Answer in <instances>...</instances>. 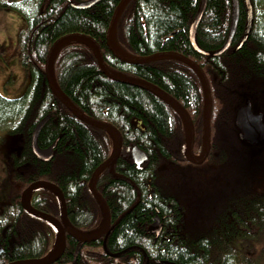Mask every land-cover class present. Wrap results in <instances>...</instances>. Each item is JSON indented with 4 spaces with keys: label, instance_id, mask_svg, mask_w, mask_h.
Wrapping results in <instances>:
<instances>
[{
    "label": "trees",
    "instance_id": "1",
    "mask_svg": "<svg viewBox=\"0 0 264 264\" xmlns=\"http://www.w3.org/2000/svg\"><path fill=\"white\" fill-rule=\"evenodd\" d=\"M250 1L253 21L247 40L236 49L246 26V8L239 0L231 45L218 56L199 54L190 43L189 27L200 0H131L115 27L117 45L130 55L177 52L201 67L212 108L210 152L200 165L185 159V129L167 102L146 89L107 77L92 48L83 42H68L57 51L53 70L61 91L83 113L118 130L122 153L126 146L135 145L147 157L137 168L129 153L120 154L114 173L104 169L98 175L96 190L115 224L106 238L83 242L75 264H264V189H247L238 182L237 196L229 200L214 196L210 184L197 193L198 182L195 185L190 172L210 163L204 169L215 165L236 176L242 164L238 159L252 148L241 142L235 123L237 110L246 100L254 111H264V100L260 107L264 0ZM118 2L97 0L79 9L68 0H0L1 8L14 9L24 19L16 52L26 76L19 96L0 95V132L18 136L7 170L9 200L0 206V264L43 257L54 245L52 227L27 214L20 203L21 192L34 181L45 180L60 188L68 220L78 230L92 233L102 225L103 211L88 183L95 168L109 157L113 140L106 129L76 118L49 87L45 58L62 35L91 36L114 72L143 79L177 100L194 125V153L201 149L203 93L197 75L173 58L146 63L116 58L107 47L106 31ZM231 13V0H206L195 32L201 49L213 52L223 45ZM46 116L37 144L42 149L53 143L55 147L52 158L43 161L33 154L30 141L36 124ZM262 153L264 149L253 156L260 158ZM31 205L59 216L58 200L48 189L33 191ZM155 217L162 224L158 235L148 232ZM251 241L260 243V249L252 247ZM77 242L67 234L64 251L49 264H73Z\"/></svg>",
    "mask_w": 264,
    "mask_h": 264
},
{
    "label": "water",
    "instance_id": "2",
    "mask_svg": "<svg viewBox=\"0 0 264 264\" xmlns=\"http://www.w3.org/2000/svg\"><path fill=\"white\" fill-rule=\"evenodd\" d=\"M69 3L79 9H83L88 7L90 4L96 2L97 0H86L82 1L81 3H73L71 0H68ZM131 0H119L118 4L116 5L112 18L110 20V23L108 25L107 31H106V44L109 50L112 52V54L123 61H127L130 63H146L151 62L157 59L162 58H173L177 59L186 65H188L197 75L200 85L203 90V107H202V126H203V137H202V149H201V156L198 158L194 154L193 147L195 142V130L194 125L192 123V120L190 118V115L186 111V109L172 96H170L168 93L163 91L162 89L158 88L157 86L143 80L137 77L132 76H122L117 73H115L113 70H111L107 64L105 63L101 48L98 45V43L89 35L81 34V33H68L65 35H62L58 39L54 41V43L51 45V47L48 50V53L45 58V74L46 79L49 84V87L54 94V96L79 120L83 121L84 123H87L89 125H94L98 127H102L104 129H107L110 133L113 135L114 139V146L112 149V152L110 156L97 167V169L92 173L91 179L88 183V188L90 192L96 197L97 201L101 205V208L103 209L104 213V224L102 225L101 231H99L97 234H87L84 233L77 228H75L67 217V211H66V203L64 196L62 194V191L60 188L55 185L52 182H48L45 180H38L30 183L21 193L20 196V202L23 207V210L34 217L40 218L48 223H50L53 228L56 230L58 238H59V246L56 252L48 257L38 258V259H27V260H20L15 261L7 264H49L53 261L57 260L65 248V242H66V233H69L71 236L76 238L78 240V243L76 245L74 255H76L82 245L83 241H89L101 234H103L106 230L110 228V213L108 206L104 200V198L100 195V193L97 192L95 188V181L98 175L104 170L108 169L111 173H114L113 171V164L119 157L121 153L122 148V141L121 136L118 132V130L111 125L110 123H107L102 120H98L92 117H89L85 115L79 108H77L69 99L68 97L61 91L59 88L55 76H54V70H53V60L55 57V54L57 51L66 43L71 41H81L87 43L91 48L93 49L96 60L98 63L99 68L102 70V72L109 78L117 80L122 83H127L130 85H134L137 87H140L142 89H146L147 91L153 93L160 99L167 102L174 111L179 115L181 118L185 130H186V142L184 144V156L185 159L193 164H201L206 157L208 156L210 152V138H211V130H210V116H211V108H212V100L210 97V88L207 81V78L202 71L201 67L192 61L190 58L177 53V52H169V51H163L154 53L148 56H133L124 53L115 43L113 34L115 32L116 24L119 20V17L121 16L123 10L127 6V4ZM232 2V18H231V25L229 27V31L227 34V38L223 45L213 51H206L201 49L196 41H195V32L197 25L201 19V16L205 9L206 0H200L198 11L194 17V19L191 22V25L189 27V39L191 46L193 49L198 52L199 54L206 55V56H218L222 54L224 51L228 49V47L231 44L236 24L239 16V0H231ZM245 6H246V12H247V23L245 27V31L242 35V38L240 42L237 45V49H239L244 42L247 40L252 20H253V14H252V4L250 0H244ZM47 116L41 119L35 126L32 136H31V149L33 154L40 160L48 161L53 156V149L55 147V143L50 145L47 148H40L37 144V137L38 134L43 126V124L47 120ZM236 127L239 130V137L242 142L249 145H259L264 142V112H253L252 106L249 100L245 102V104L241 105L236 113ZM126 151L130 152L131 158L133 162L135 163L136 167L139 168L140 165L147 159L146 154L140 150L136 146H127ZM48 189L50 190L57 198L59 202L60 207V215L59 218L52 216L50 214H47L45 212H42L40 210L35 209L29 201L30 194L37 190V189ZM149 230L151 232H154L156 235L160 233L161 225L158 222V219H156L150 226ZM3 252V249L0 247V254ZM170 264V263H166Z\"/></svg>",
    "mask_w": 264,
    "mask_h": 264
},
{
    "label": "rangeland",
    "instance_id": "3",
    "mask_svg": "<svg viewBox=\"0 0 264 264\" xmlns=\"http://www.w3.org/2000/svg\"><path fill=\"white\" fill-rule=\"evenodd\" d=\"M23 23L24 19L18 11L0 7V95L7 98H15V96H19L26 87V76L18 61V55L16 52L17 32L22 28ZM263 100L264 99L260 98V107L263 105ZM0 135L2 139L0 140L1 206L9 200L10 190L7 170L10 153L18 148V136L10 135L5 132H0ZM250 147H252L251 150H247L244 156H240L241 158L238 159L242 161V164L238 165L239 173L236 176H231L225 168L218 169L215 165L204 169V167L208 166L210 163L199 169L190 171L191 174H194L195 185L196 182H198L197 193L203 192V185L210 184L215 187L213 189L214 196H227L229 200L235 194L234 192L236 191V188L239 187V185L236 184L238 182L240 185L242 182L247 189L257 188L254 189L256 191H259V188L260 190L264 189V154H260V158L253 156L254 153L264 149V142L257 146ZM200 188L201 190H199ZM251 243L252 247L260 249V243H258V245H254L253 241H251ZM261 246H264V241ZM258 256L260 257V255Z\"/></svg>",
    "mask_w": 264,
    "mask_h": 264
},
{
    "label": "bare ground",
    "instance_id": "4",
    "mask_svg": "<svg viewBox=\"0 0 264 264\" xmlns=\"http://www.w3.org/2000/svg\"><path fill=\"white\" fill-rule=\"evenodd\" d=\"M244 1V0H243ZM251 2V1H250ZM232 3V2H231ZM244 5H245V2H244ZM245 8H246V6H245ZM198 11V10H197ZM252 14H253V9H252ZM239 17V16H238ZM120 18V17H119ZM231 18H232V14H231ZM238 21V20H237ZM253 21V20H252ZM246 23H247V12H246ZM230 25H231V21H230ZM237 25V24H236ZM246 27V26H245ZM236 30V29H235ZM244 31H245V29H244ZM244 33V32H243ZM113 37H114V34H113ZM115 40V39H114ZM81 42V41H80ZM83 43H85V42H83ZM85 44H87V43H85ZM88 45V44H87ZM91 47V46H90ZM93 50V49H92ZM124 52V51H123ZM124 53H126V52H124ZM127 54V53H126ZM108 66V65H107ZM46 75V74H45ZM201 89H202V87H201ZM202 93H203V90H202ZM211 97V96H210ZM85 114V113H84ZM86 115V114H85ZM88 116V115H87ZM90 117V116H89ZM93 118V117H92ZM96 119V118H95ZM99 120V119H98ZM103 121V120H102ZM106 122V121H105ZM108 123V122H107ZM183 123V122H182ZM183 126H184V124H183ZM113 139V138H112ZM133 146H135V145H133ZM137 147V146H136ZM105 161V160H104ZM103 161V162H104ZM102 162V163H103ZM102 163H100V164H102ZM99 164V165H100ZM99 165L97 166V167H99ZM97 167L95 168V170L97 169ZM94 170V171H95ZM93 171V172H94ZM96 188V187H95ZM89 189V188H88ZM90 191V190H89ZM98 192V191H97ZM99 193V192H98ZM92 194V193H91ZM93 195V194H92ZM93 197L96 199V197L93 195ZM97 200V199H96ZM156 219H158V222H159V218L158 217H155V219H154V221L156 220ZM153 221V222H154ZM152 222V223H153ZM151 223V224H152ZM104 224V218H103V221H102V225ZM115 224V222H113V223H111V219H110V223H109V225H110V228L108 229V230H106L103 234H101V235H99V236H97V237H95V238H93V239H96V238H99V237H103L104 236V238H106V236H107V234L109 233V231L111 230V228L113 227V225ZM150 224V225H151ZM159 224L161 225V230H162V224H161V222H159ZM102 225L100 226V228L99 229H97L96 231H94V232H92V233H87V234H92V235H95V234H97L99 231H101V227H102ZM149 225V226H150ZM149 226H148V232H150V233H153V234H155L154 232H151L150 230H149ZM160 230V231H161ZM76 239V238H75ZM92 240V239H91ZM78 241V240H77ZM83 242H86V241H83ZM83 242H82V244H83ZM78 243V242H77ZM78 254V253H77ZM77 254L76 255H74V253H73V264H75V258H76V256H77ZM33 259H38V258H33ZM29 260V259H28Z\"/></svg>",
    "mask_w": 264,
    "mask_h": 264
},
{
    "label": "flooded vegetation",
    "instance_id": "5",
    "mask_svg": "<svg viewBox=\"0 0 264 264\" xmlns=\"http://www.w3.org/2000/svg\"><path fill=\"white\" fill-rule=\"evenodd\" d=\"M126 147H127V146H126ZM126 147H125V148H126ZM123 152H125V149H124V151H123ZM66 237H67V236H66Z\"/></svg>",
    "mask_w": 264,
    "mask_h": 264
}]
</instances>
